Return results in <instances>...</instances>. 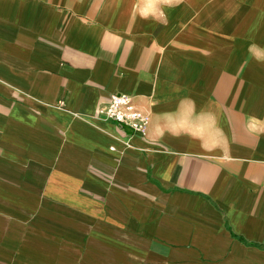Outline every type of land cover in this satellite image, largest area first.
Instances as JSON below:
<instances>
[{"label": "crops", "instance_id": "crops-1", "mask_svg": "<svg viewBox=\"0 0 264 264\" xmlns=\"http://www.w3.org/2000/svg\"><path fill=\"white\" fill-rule=\"evenodd\" d=\"M0 264H264V0H0Z\"/></svg>", "mask_w": 264, "mask_h": 264}, {"label": "built area", "instance_id": "built-area-1", "mask_svg": "<svg viewBox=\"0 0 264 264\" xmlns=\"http://www.w3.org/2000/svg\"><path fill=\"white\" fill-rule=\"evenodd\" d=\"M100 117L121 123L140 134L145 133L148 125V117L139 110L133 98L126 94H114L110 103L100 111Z\"/></svg>", "mask_w": 264, "mask_h": 264}]
</instances>
